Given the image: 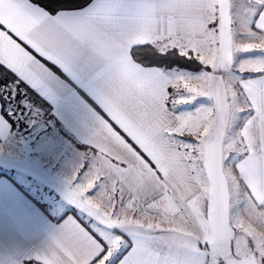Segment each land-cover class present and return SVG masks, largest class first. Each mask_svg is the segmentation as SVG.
<instances>
[{"label": "snow or ice", "instance_id": "1", "mask_svg": "<svg viewBox=\"0 0 264 264\" xmlns=\"http://www.w3.org/2000/svg\"><path fill=\"white\" fill-rule=\"evenodd\" d=\"M0 66V167L84 222L0 179V264H264V0H0Z\"/></svg>", "mask_w": 264, "mask_h": 264}, {"label": "crops", "instance_id": "2", "mask_svg": "<svg viewBox=\"0 0 264 264\" xmlns=\"http://www.w3.org/2000/svg\"><path fill=\"white\" fill-rule=\"evenodd\" d=\"M13 38L17 39V42L21 43L22 46L28 47V46L24 45L23 42L19 41V39L16 38L14 35H13ZM28 50L32 51L33 54L36 55L38 59L42 60V62L48 63L49 67H53L49 62L44 61L43 58L39 57V55L37 53H35L34 50H32L30 48ZM54 70H56V69L54 68ZM58 74H60V73L58 72ZM32 92L40 100L47 103L42 98H40L38 96V94H36L34 91H32ZM89 102L91 103V101H89ZM47 105H49V104L47 103ZM93 106L95 107V105H93ZM49 107H51V106L49 105ZM97 110L99 111V109H97ZM101 114L104 115V113H101ZM49 118H52V117H49ZM105 118L110 120V118H108L107 116H105ZM110 122H112V121H110ZM112 123H113L114 127H117V130H119L118 126H116L114 124V122H112ZM57 126L59 127V124H57ZM119 131L122 132V130H119ZM11 172L13 173V175L11 174ZM16 174L17 173H16L15 169H6L3 167H0V179L8 180L9 182L15 184V186L19 190V193L22 195V197H24L27 201H29L31 203V205L34 206V208L40 214H42L43 217L47 218L48 221H51L53 224H58V223L62 222V220L64 218H66L68 215H73L82 224L84 223L82 220H80V217L76 214V212L74 210L66 212L60 220L56 221L55 219H57V218H54L50 214L48 209H45V211H44V209L41 206H39V204H37V201L39 202V199H37L35 196H33V194L28 190L27 187H25L24 185L18 184L16 182V180H15ZM30 223H31L30 217L25 210H23L21 207L13 205L10 202H3L2 200H0V235H3L5 237L22 235L24 233V231L28 228ZM85 226H87V225H85ZM40 227L43 229V228H46L47 225L42 224ZM32 263H34V262H32Z\"/></svg>", "mask_w": 264, "mask_h": 264}, {"label": "trees", "instance_id": "3", "mask_svg": "<svg viewBox=\"0 0 264 264\" xmlns=\"http://www.w3.org/2000/svg\"><path fill=\"white\" fill-rule=\"evenodd\" d=\"M34 2H36V0H34ZM145 62L147 63L148 61L146 60ZM167 63H169V61L164 60V61L159 62V65L158 66H164V64H167ZM153 66H156V65L154 64ZM188 67H191V66H188ZM3 70H4L3 69V66H0V71H3ZM9 75L12 76L13 74H11L9 72ZM22 87H23V85H22ZM29 91H30V94L32 95L33 99L36 101L37 104L42 105L43 108L50 110V107H49V105H47V103H45L42 100H40L30 89H29ZM37 204H39V206H41L44 209V211H45L46 208L41 203H39L37 201ZM61 218L62 217H60L59 219H55V220L58 221ZM32 264H34V263H32Z\"/></svg>", "mask_w": 264, "mask_h": 264}, {"label": "rangeland", "instance_id": "4", "mask_svg": "<svg viewBox=\"0 0 264 264\" xmlns=\"http://www.w3.org/2000/svg\"><path fill=\"white\" fill-rule=\"evenodd\" d=\"M236 2H238V0H236ZM11 174L13 175V173L11 172ZM39 202L46 208L49 209V205L41 200H39Z\"/></svg>", "mask_w": 264, "mask_h": 264}]
</instances>
